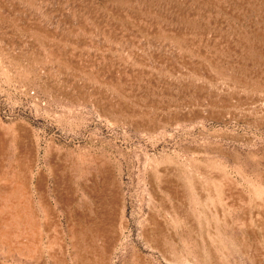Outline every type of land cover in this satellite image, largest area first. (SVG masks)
<instances>
[{
	"label": "rangeland",
	"instance_id": "374dc122",
	"mask_svg": "<svg viewBox=\"0 0 264 264\" xmlns=\"http://www.w3.org/2000/svg\"><path fill=\"white\" fill-rule=\"evenodd\" d=\"M0 264H264V0H0Z\"/></svg>",
	"mask_w": 264,
	"mask_h": 264
}]
</instances>
